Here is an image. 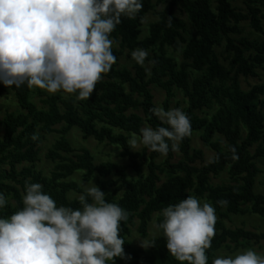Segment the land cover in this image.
I'll return each mask as SVG.
<instances>
[{
    "label": "trees",
    "instance_id": "trees-1",
    "mask_svg": "<svg viewBox=\"0 0 264 264\" xmlns=\"http://www.w3.org/2000/svg\"><path fill=\"white\" fill-rule=\"evenodd\" d=\"M162 1L165 6L144 37L143 21L154 9L153 0H142V8L134 19L121 17V23L110 34V39L120 47H112L116 62L108 73L102 74L89 99L78 101L75 93L61 90L49 94L39 87L38 93L44 96L40 108L32 100L33 88L26 84L11 87L22 111L8 112L0 121L4 127L0 139V193L7 201L0 208V218L10 217L23 208L27 183H41L42 191L57 206L81 207L78 197H70L72 192H83L81 184L71 178L81 173L84 181L96 178V184L105 191L106 201L117 203L128 212V219L120 224L126 264H187L169 253L162 230V234L149 239L155 244L147 249L133 247L129 237L134 226L142 237H147L153 216L157 214L158 224L165 207L188 195L215 209V234L206 249L207 264H212L222 248L236 250L264 240V231L243 226L231 228L225 222L230 214L264 217V193L255 189L261 171L257 160L264 158V83L244 89L240 81L241 76H257V69H264V39L234 36L242 32L244 21H249L254 31L264 32V0H241L247 6L246 12L236 7L233 0H159ZM178 11L187 15L188 23ZM220 46L224 50L219 54L216 48ZM138 48L153 52L150 75L146 66L136 64L131 70L120 65L125 49L130 55ZM168 48L182 49L183 60L179 64L167 53ZM152 85L165 91L166 111L177 90L187 102L183 112L190 119L191 134L178 141L182 158L175 163L170 161L176 152L171 150L172 141H168L167 155L145 146L135 151L127 144L132 134L140 135L145 124L153 129L168 127L150 111L157 106ZM6 93L7 88L0 83V96ZM75 126L84 139L118 146L119 155L130 163H96L88 148L76 149L66 137ZM195 132H200L204 144L215 150L214 157L200 166L196 162L204 161V152L192 147ZM51 133L60 137L46 153L55 163L47 176L37 169L36 163L40 159V144ZM33 135L37 139L33 140ZM162 156L163 166L156 160ZM142 165L147 168L144 173ZM129 167L137 172V177L129 176ZM164 168L168 177L159 184V171ZM224 171L231 182L212 184L211 177ZM221 200L227 204L220 205ZM119 258H115V263Z\"/></svg>",
    "mask_w": 264,
    "mask_h": 264
},
{
    "label": "clouds",
    "instance_id": "clouds-1",
    "mask_svg": "<svg viewBox=\"0 0 264 264\" xmlns=\"http://www.w3.org/2000/svg\"><path fill=\"white\" fill-rule=\"evenodd\" d=\"M141 8L142 0H0V81L7 87L26 84L50 93H75L78 101L89 99L116 62L110 34L122 16L134 19ZM148 55L141 48L131 52L141 66ZM145 71L151 74L150 68ZM150 111L168 127H143L139 136L128 139V146L138 151L143 145L167 155L172 141L171 150L176 151L177 142L191 134L189 117L179 108L165 111L157 105ZM42 188L39 182L27 183L23 208L0 218V264H115L116 257L124 258L120 224L128 212L107 202L97 184L83 185L76 209L57 206ZM6 202L0 193V208ZM162 216L156 227L169 253L187 264H207L206 249L215 234L214 207L188 195L165 207ZM140 242L145 248L155 244ZM212 264H264V254L248 248L219 256Z\"/></svg>",
    "mask_w": 264,
    "mask_h": 264
},
{
    "label": "rangeland",
    "instance_id": "rangeland-1",
    "mask_svg": "<svg viewBox=\"0 0 264 264\" xmlns=\"http://www.w3.org/2000/svg\"><path fill=\"white\" fill-rule=\"evenodd\" d=\"M153 3H154V9L151 10L145 16V19L143 21L141 37H144L148 34L150 23L155 21L156 19H158V17H159L158 11L162 10L165 6V3L163 1L159 2V0H153ZM233 4L236 7H238L239 9L243 10L244 12L247 11L246 4L243 3L241 0H233ZM261 7H262V12L264 14V5ZM178 15L180 17H182L183 19H185L188 23V18H187L186 14L182 13L181 11H178ZM262 24L264 26V18H262ZM188 26L190 29L192 28L190 26V24H188ZM241 27H242V32L239 34H234L235 37L238 38V37L244 36V37H247L251 40H253V39L263 40L264 39V32L259 33V32L254 31V29L251 28L249 21L242 22ZM113 47L120 48L119 44L115 43V42H113ZM216 50L220 54L224 50V46L217 47ZM147 51H148L149 55L145 60V66L148 68H151L152 63H149V61H151L150 57H152L153 52L151 50H147ZM128 53L129 52L127 49H125L123 51V54L120 56V65L125 66L131 70H134V66L137 63L132 59L131 54L129 55ZM167 53L170 56L174 57L178 64L183 60V53H182L181 48L178 51H173L171 48H168ZM220 58L222 61H224V63L227 64V61L224 60L223 56H220ZM257 72H258L257 76H248V77L241 76L240 77L241 85L244 89H249L254 84L264 83V69L258 68ZM0 83L3 84L2 81H0ZM5 87L7 88V93L3 96H0V121L3 120V118L5 117V115L8 112H12V111L20 112V111H22V109L19 107V105L17 103V99L14 95V92L12 91V88L7 87V86H5ZM32 88L34 90L32 93L33 102L38 107H40V108L43 107L42 99L44 98V96L43 95L41 96L38 93L39 87H32ZM151 90L154 94V97H155L154 100H155L156 105L162 106L164 108L165 91L156 85H152ZM46 92L50 94L49 91L46 90ZM263 98H264V96H263ZM186 105H187V102H186V99L184 98L182 92L177 90L176 96L172 99L168 110L174 109V108H179L182 111H184V108L186 107ZM138 112L141 113L140 110H138ZM146 126L147 125L145 124L144 127H146ZM56 127L59 128L60 125H57ZM3 133H4V127L2 126V124H0V139L3 136ZM132 135L130 136V138L132 137ZM59 137H60V134H58V133L48 134L43 138V140L40 144V159L36 163V167L38 170H41L47 176H49L51 174V171H52L55 163L46 157V153L48 152L49 148L53 145V143ZM66 137L71 141L72 145L76 149H79L82 147L88 148L92 152V154L94 155L96 163H100L102 161H107V160L116 161V162H119L122 164H129L130 163L128 158L121 157L119 155L121 152V149L118 146L111 145L108 143H99L94 138L84 139L82 136L81 130L76 126L70 130V132L68 133V135ZM216 138H218V136H216L215 139ZM177 143H179V142H177ZM142 147H143V145H140L138 150H141ZM192 147L195 149H202L204 152V161L201 162L198 160L196 162V164L198 166L205 164V163H208L215 155V150H213L211 147L205 145L204 142L202 141V139L200 137V132L193 133V135H192ZM253 151H254V147L251 149V152H253ZM181 158H182V153L177 149L175 152V155L173 156V158H171L170 161L172 163H175L178 160H180ZM156 160L159 164L162 165V163L165 160V156L159 157ZM257 162H258V165H259L261 171L257 177L255 189L257 192L264 193V158L258 159ZM19 167H21V165ZM5 168H7V166H5ZM146 171H147L146 165H142L141 172L144 173ZM128 173H129V176L133 177V178L137 177V175H138L137 172L135 170H133L131 167L128 168ZM159 174L161 177V180L159 182V184H160L162 181H164L168 177V173H167V170L164 168L163 171H159ZM71 178H73L78 183H80L82 187L85 183H87L89 186L93 182L96 184V178H93L89 181H84L81 177V173H76L73 176H71ZM211 182H212V184H227V183H230L231 180L229 178L227 171H224L218 176H212ZM79 195L80 194L72 192L70 194V197H79ZM10 200L13 201L12 198ZM156 215L157 214H155L153 216V219L149 223L147 237H142L138 233L137 228H136L137 226L132 227V234L129 237V240L131 241V244L133 247L138 248V249H147L150 246L147 248L142 247L140 239L149 240L151 237H155V236L162 234L161 230L156 227V225H157ZM225 222H226V225L228 227H231V228L243 226L247 229L258 231V232L264 231V217H261V216L256 215V214H249V213L243 214V215L230 214L229 217L225 218ZM248 248H252L256 252H258L260 254H264V240L260 241L259 243H253L248 247L238 248L236 250H232L228 247L222 248L221 250H218L216 252V258L219 256H234L235 254L242 252ZM126 262H127V258L124 256V258L120 257L118 259V262L115 264H126Z\"/></svg>",
    "mask_w": 264,
    "mask_h": 264
}]
</instances>
